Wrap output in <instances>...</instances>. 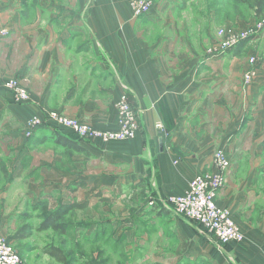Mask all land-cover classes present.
<instances>
[{
    "label": "crops",
    "instance_id": "obj_1",
    "mask_svg": "<svg viewBox=\"0 0 264 264\" xmlns=\"http://www.w3.org/2000/svg\"><path fill=\"white\" fill-rule=\"evenodd\" d=\"M170 8L171 0H158L136 17L128 0H0V25L9 28L0 41V235L22 227L40 231L42 220L36 227L19 221L61 203L85 202L75 210L98 215L112 193L114 205L126 200L140 219L126 231L133 252L149 247L146 258L154 264H184L201 255L213 264H264V76L245 85L240 64L209 54L210 46L153 37L157 23L167 27ZM10 78L27 90V101L17 102L3 85ZM123 92L139 110L132 139L79 140L83 151H74L64 129L27 123L56 110L114 130ZM250 95L259 100L248 120ZM218 148L231 165L216 202L243 234L241 242L220 249L204 229L158 204L214 171ZM80 223L91 229L93 222ZM45 246L38 259L22 254L24 264H62Z\"/></svg>",
    "mask_w": 264,
    "mask_h": 264
},
{
    "label": "rangeland",
    "instance_id": "obj_2",
    "mask_svg": "<svg viewBox=\"0 0 264 264\" xmlns=\"http://www.w3.org/2000/svg\"><path fill=\"white\" fill-rule=\"evenodd\" d=\"M170 10L167 27L164 28L157 23L153 27V37L161 34L163 41H166L168 44L178 43L217 48L218 31L220 28H224L229 33L243 32L246 34V37L236 47L224 52L216 50L209 52V54L225 56L229 60H234L237 65L240 64L238 72H240V80L245 85L250 86L254 83L257 75L264 76V9L259 11L255 6V0H171ZM250 56L257 58V62L254 65L256 74L250 82L245 83L243 74L249 68L248 59ZM250 94H256V92ZM250 96H252V99L250 100L249 98L251 107H249L248 120L251 118L250 109L259 100L257 95ZM262 154H264V144ZM98 192L100 195L101 190L99 189ZM104 198L107 208L98 215L94 209L87 211L72 210L69 212L62 219V223L66 229L65 233L53 230H33L30 232L29 228L22 227L15 235L7 238L16 247L21 257L22 254L30 253L34 258L38 259L40 256V246L45 243L46 245L56 243L65 249L70 262L75 264H154L151 259L146 258L150 252L149 247L145 248L142 245L133 252V241L128 239L126 231L129 223L140 221L135 215L132 216L134 212L131 210L134 207L129 205L130 203L126 200L114 205L112 193H106ZM147 205L149 204L147 203ZM153 205L155 206L156 204L154 203ZM44 216L42 213L33 211L31 212V218L26 222L23 219L19 222L20 225L23 223L29 224L30 222L33 227H36L43 220ZM130 216L132 217L130 218ZM110 217L117 221L116 228H113ZM84 218L92 220L93 223L87 225L91 229L86 228L85 224L81 225L80 220ZM94 220H99L102 224ZM95 226L99 228L96 232L94 231L96 229ZM85 229L91 231H87L88 234H86ZM114 229L115 232L113 231ZM137 229L139 233L144 231L141 227ZM119 232V236H115ZM100 235L102 237H99ZM132 253L133 255L131 256ZM184 264L213 263L201 255L184 261Z\"/></svg>",
    "mask_w": 264,
    "mask_h": 264
},
{
    "label": "built area",
    "instance_id": "obj_3",
    "mask_svg": "<svg viewBox=\"0 0 264 264\" xmlns=\"http://www.w3.org/2000/svg\"><path fill=\"white\" fill-rule=\"evenodd\" d=\"M157 1L128 0V4L133 16L140 17L148 14ZM8 34L9 28L0 25V41ZM218 36L217 48L207 49L208 53L232 49L246 37V34L243 32L229 33L224 28H220ZM256 62L255 56L249 57V68L243 74L245 83L250 82L255 76L254 65ZM2 83L13 92L17 102L28 100L27 90L21 86L17 79L10 78ZM116 109L118 119L117 127L114 130L98 129L86 121L67 116L56 110H48L40 115L35 114L28 119L27 123L30 127L52 125L62 128L69 135L67 137L75 141L97 139L102 142H110L134 138L139 126V110L132 105L126 93L120 94L116 102ZM156 126L160 127L161 125L158 123ZM230 165L228 154L223 149L216 150L213 156L214 171L197 175L184 193L168 195L158 202L163 207H169L177 216L194 222L204 229L211 243L219 249L224 245L243 240V234L233 221L229 210L219 206L216 202V196L224 185L225 174ZM154 203H156L154 200L148 201L149 205ZM0 264H24L23 258L13 243L2 235H0Z\"/></svg>",
    "mask_w": 264,
    "mask_h": 264
},
{
    "label": "trees",
    "instance_id": "obj_4",
    "mask_svg": "<svg viewBox=\"0 0 264 264\" xmlns=\"http://www.w3.org/2000/svg\"><path fill=\"white\" fill-rule=\"evenodd\" d=\"M255 6L258 8L259 11L264 9V0H255ZM68 142H69L68 147H70V149L74 151H83V148L78 145L77 141L69 140ZM84 205H85V202H82V203L71 202L67 204L61 203L60 205L57 206L56 209L50 211L49 213L45 215L43 220L37 226V229L40 231L51 229L59 233H65L66 229L63 223L61 222L62 219L72 210L80 209L84 207ZM43 249L47 254H49L59 263L75 264L73 262H70L69 257L66 255L64 250L60 247H57L54 245H46Z\"/></svg>",
    "mask_w": 264,
    "mask_h": 264
}]
</instances>
